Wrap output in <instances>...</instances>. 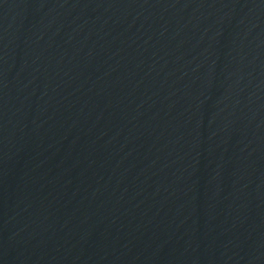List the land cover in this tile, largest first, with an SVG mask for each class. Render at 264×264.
Segmentation results:
<instances>
[{
    "label": "water",
    "instance_id": "1",
    "mask_svg": "<svg viewBox=\"0 0 264 264\" xmlns=\"http://www.w3.org/2000/svg\"><path fill=\"white\" fill-rule=\"evenodd\" d=\"M80 0H0V216L22 167Z\"/></svg>",
    "mask_w": 264,
    "mask_h": 264
}]
</instances>
